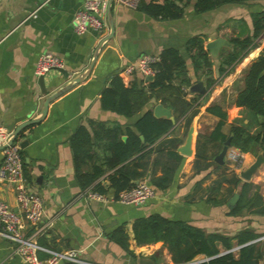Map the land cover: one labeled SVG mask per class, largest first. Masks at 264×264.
Masks as SVG:
<instances>
[{"label":"crops","instance_id":"crops-1","mask_svg":"<svg viewBox=\"0 0 264 264\" xmlns=\"http://www.w3.org/2000/svg\"><path fill=\"white\" fill-rule=\"evenodd\" d=\"M84 1H0V127L7 129L10 137L23 122L39 116L48 95L80 75L83 78L48 104L41 121L20 130L12 141L21 148L28 190L43 201L42 222L47 228L38 238L39 244L58 252L74 250L80 260L78 264H174L162 241L137 245L134 240V222L157 213L168 220L186 222L206 234L230 238L231 248L218 244L217 256L231 252L237 258L242 245L238 244L236 236L250 231L257 237L248 244L254 245L258 263L264 264V164L249 180L240 176L260 154L258 149L243 152L229 146L223 163L215 160L216 154L208 160L205 169L197 173L194 168L199 135L207 138L222 122L220 133L228 139L234 124L248 121L246 110L236 106L235 101L243 88V71L263 52L264 33L257 39L256 46L222 75L218 74L217 57L223 49L230 47L231 38L252 33L251 15L264 11V0L224 4L200 13L194 9L196 0H183L180 3L183 15L176 20L153 18L138 7L122 6L114 0L111 10L113 33L103 44H100L102 40L110 36L109 25L102 37L96 31L78 35L73 30L74 13ZM194 37L203 40L213 63L212 76L216 83L211 87L207 86L209 75H205L206 71L195 72L193 69L190 54L195 52L194 48L186 49L187 42ZM217 38L224 39L228 45L220 46L213 54L206 45ZM167 48L176 49L185 60L190 80V85L184 88L185 98L198 104L189 126L193 129L191 154L186 156L178 151L185 143L189 128L185 131L184 120L175 122L174 118L168 138L175 136L180 139L176 151L182 160L166 189L156 191L148 178H144L141 180L152 187L155 196L142 205L87 199L84 196L87 190L81 189L75 179L70 138L79 127L84 126L91 132L99 122H116L123 126L133 123L136 116L127 119L103 109L100 101L102 92L114 74H120L130 66L136 67L143 55H153L159 60V54ZM46 52L61 59L62 69L45 73L41 76V84L40 77L35 75V66L39 56ZM122 76L127 85L136 82L139 87L147 88L146 77L136 68L130 75ZM197 83H202L203 94L191 91ZM157 104L159 101L151 100L143 111H153ZM214 106L221 110L222 117L208 111ZM251 129L254 131L255 126ZM23 142L26 144L21 147ZM231 153L241 155L242 162L238 167L231 160ZM1 159L0 150V162ZM157 174H160V169ZM103 183L107 185L106 180ZM245 183L247 186L244 188ZM235 195L238 199L229 207ZM106 196L109 199L113 195L109 192ZM256 196L261 198L262 204H254ZM241 198L244 204L241 211L231 214ZM0 201L17 209L11 184L0 182ZM120 227L126 235L127 249L111 238V234ZM24 233L28 234L29 229L26 228ZM13 246L12 242L0 236V264H25L13 254ZM40 256L46 254L41 252ZM207 259L198 255L194 261Z\"/></svg>","mask_w":264,"mask_h":264},{"label":"trees","instance_id":"trees-1","mask_svg":"<svg viewBox=\"0 0 264 264\" xmlns=\"http://www.w3.org/2000/svg\"><path fill=\"white\" fill-rule=\"evenodd\" d=\"M182 1L164 0L157 4L139 0L137 7L153 18L176 20L183 15V7L180 6ZM249 1L257 0H196L194 9L200 13L224 4H243ZM251 18L252 33L245 37L231 38L230 47L219 53V75L227 72L253 49L257 39L264 33V11L253 13ZM192 48L195 50L190 54L194 71L205 70V75H209L207 86H213L216 83L212 76L213 63L203 46V40L190 38L186 49L190 51ZM152 68L155 73L152 81L146 83L147 88L139 87L136 82L127 85L121 74H114L102 92V108L127 119L136 116L133 123L123 126L116 122H99L91 132L84 126L79 127L70 138L75 179L81 189L104 195L111 192L117 199L120 192L132 188L135 181L144 178H148L156 191H163L171 184L182 160L176 151L180 139L175 136L168 138L173 122L165 117H155L151 109H143L151 100L159 101L172 111L175 122L184 120V130L187 131L198 104L193 99L187 101L185 98L184 88L190 85V80L185 60L176 49H164ZM242 82L243 88L235 104L246 110L248 121L234 124L228 139L220 133L222 122L207 138L199 135L196 141L195 172L208 167V160L221 151L227 140L230 146L243 152L258 149L264 158V49L245 68ZM208 111L222 117L217 106L208 108ZM253 126L254 131L251 129ZM159 169L160 174H157ZM103 180L107 181V185ZM246 186L245 183L244 188ZM254 200V204H262L258 196ZM243 206L241 198L230 213L238 214ZM132 231L137 245L162 241L174 264H259L254 256V245L248 244L257 235L250 231L240 232L236 236L238 244L242 245L237 258L231 252L217 256L218 244L226 249L231 248L230 238L206 234L186 222L168 220L157 213L136 220ZM111 238L127 249L123 228L116 229ZM198 255L209 259L195 262ZM65 264L78 263L66 261Z\"/></svg>","mask_w":264,"mask_h":264},{"label":"built area","instance_id":"built-area-1","mask_svg":"<svg viewBox=\"0 0 264 264\" xmlns=\"http://www.w3.org/2000/svg\"><path fill=\"white\" fill-rule=\"evenodd\" d=\"M1 1V0H0ZM116 3L136 8L139 0H115ZM107 0H85L81 8L74 13L72 25L78 35L88 31H96L101 37L108 30L106 19ZM34 14V13H33ZM158 58L153 55H143L139 58L136 67L130 66L120 71L122 75H130L136 68L143 77L153 76L155 70L152 64ZM62 69L61 59L51 53L41 54L36 62L35 75L40 77L50 70ZM7 129L0 127V146H3L0 162V182L11 184L15 193L17 209L10 208L0 201V236L13 243V254L17 255L25 264H58L59 261H72L80 263L74 250L58 252L48 250L41 246L38 238L46 231L47 226L42 222L43 201L27 188L23 173L21 148L17 143L11 142ZM231 160L238 167L242 162L239 154L231 153ZM87 199L99 202L113 200L126 205H142L155 196L152 187L145 181L137 182L132 188L122 191L117 199L91 191H86ZM29 233L25 234V229ZM46 256L41 257L40 253Z\"/></svg>","mask_w":264,"mask_h":264},{"label":"water","instance_id":"water-1","mask_svg":"<svg viewBox=\"0 0 264 264\" xmlns=\"http://www.w3.org/2000/svg\"><path fill=\"white\" fill-rule=\"evenodd\" d=\"M114 0H107V6H106V18H107V23L109 25L110 28V36H107L104 38V40H102V42L100 44H103L104 41H106L107 39H109L113 33V22H112V18H111V10H112V6H113ZM223 45H228V43L221 38H217L216 40L208 43L206 45V48L212 52L213 54H215L217 52V50L219 49L220 46ZM63 71V70H62ZM42 77L40 76V82L42 84ZM82 75H80L79 77H77L76 79L72 80L69 84H67L66 86H63L62 88H59L57 91L53 92L52 94L48 95L43 103V106L40 110V114L39 116L35 117V118H31L25 122H23V124H21L18 128H15L14 132L12 133V136L9 140V143H11L12 141H14L16 139V137L18 136L20 130L35 124L39 121H41L47 112V107L48 104L55 99L57 96H59L61 93L65 92L68 88H70L73 84H76L77 82H80L82 80ZM153 79V77H146L147 81H151ZM191 91L192 92H196V93H200L203 94L205 92V89L203 88L202 83H197L194 86L191 87ZM153 115L155 117H165L167 119H169L171 122H174V117L172 115L171 110H168L166 108H164L161 104H157L154 109H153ZM23 119L19 120L22 121ZM192 133H193V129L189 128L188 130V134L185 140V143L180 146L178 148V151L183 154V155H190L191 154V141H192ZM140 138L142 139L143 137L140 136ZM26 144V142H23L21 144V147H23ZM230 146L229 144V140H227L224 144V146L222 147L221 151L218 153V155L215 157V160L218 163H223V158L225 156L226 150L227 148ZM3 148V146H0V150ZM264 164V158L262 156V154L260 153L259 155H257L255 161L243 172H241L240 176L244 179V180H249L252 176V174L257 170V168ZM238 199V195L233 196V198L230 200V204L229 207H232V205H234L236 203ZM64 261H59L58 264H63Z\"/></svg>","mask_w":264,"mask_h":264}]
</instances>
